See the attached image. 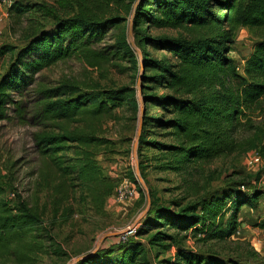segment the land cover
<instances>
[{
    "label": "trees",
    "instance_id": "trees-1",
    "mask_svg": "<svg viewBox=\"0 0 264 264\" xmlns=\"http://www.w3.org/2000/svg\"><path fill=\"white\" fill-rule=\"evenodd\" d=\"M138 1L132 21L133 34L142 54V88L151 94L142 96L146 112L138 139L139 172L148 184L150 168L174 175L186 173L189 167L198 172L201 166L245 147L235 133L242 128L246 111L264 99V0ZM67 2L70 15L60 18L54 14L48 27L26 31L21 47L0 49L1 56L10 54L9 65L0 77V120L6 118V108L14 105L12 95L32 87L36 74L57 61L76 57L91 68H99L116 60L137 69L139 63L124 33L115 38L113 45L97 47L110 30L124 22L119 17L106 16L109 0ZM39 8L15 1L8 12L19 23L29 10ZM240 27L263 32L247 61L245 72L254 77L250 83L236 73L228 56L234 33ZM147 28L183 29L191 39L155 36ZM145 48L167 52L171 61L153 59ZM160 92L168 94L157 95ZM38 97L41 103L36 120L63 133L35 138L43 184L52 185L54 178L58 183L52 187L49 206L42 210L37 202L30 204L20 196L11 207L3 198L4 185L0 178L1 262L11 257L17 264H31L38 255L66 256L53 230L57 216L67 212L63 205L74 192L69 182L82 186L91 204L102 207L116 189V182L102 175L96 161L99 148L109 145L101 137L102 124L114 118V111L125 103L132 111L138 110L135 91L127 86L83 90L76 85L61 84L39 91ZM147 107L159 110L160 115H147ZM19 110L24 114V106ZM259 142L260 152L264 154V127ZM64 144H71L76 151L68 163L56 158ZM149 149L157 154L150 158L141 154ZM242 185L231 184L184 207H165L150 195V213L134 235L126 237L124 242L103 247L75 264H152L140 239L146 238L149 248L167 251L176 244L169 230L203 235L206 241H225L243 224L244 220L238 217L241 209H256L264 194L256 188L243 191ZM47 209L52 214L50 220L45 213ZM227 213L229 218L224 224ZM256 228L264 232V218L257 221ZM151 231H154L152 235ZM159 264L248 263L202 255L177 246L173 261L162 260Z\"/></svg>",
    "mask_w": 264,
    "mask_h": 264
},
{
    "label": "rangeland",
    "instance_id": "rangeland-1",
    "mask_svg": "<svg viewBox=\"0 0 264 264\" xmlns=\"http://www.w3.org/2000/svg\"><path fill=\"white\" fill-rule=\"evenodd\" d=\"M15 1L40 8L29 10L18 23L15 18L9 16L8 12ZM138 2V0H109V7L107 6L109 12L106 16L119 17L124 19V22L118 28L110 30L103 42L97 46L102 48L113 45L115 38L124 33L139 63L137 69L128 62L116 60H111L99 68H91L76 57L57 61L36 74V83L32 87L12 95L14 105L6 108V118L0 120V178L4 185L3 198L14 207L17 196H20L30 204L37 202L39 208L43 210L45 205L49 206L52 187L56 182L58 183V180L54 178L52 185L43 184L40 177L41 156L35 138L38 135L63 133L53 126L46 128L41 121L36 120V113L41 103L38 92L61 84L76 85L83 90L116 89L127 86L135 91V98L138 101L136 112L125 103L114 111V118L103 122L101 137L108 140L109 145L100 147L96 158L102 175L114 180L116 187L123 180H128L135 186V198L117 203L113 191L102 207L98 208L91 204L82 186L69 182L74 192L63 205V209L65 208L67 212L64 216L63 214L57 216L53 230L66 256L57 258L38 255L31 264H75L81 258L91 256L103 247L113 246L119 241L124 242L126 240L124 234L130 229H138L144 217L150 213V195H154L165 207L171 205L184 207L197 203L210 193L226 189L234 183L244 184L241 187L243 191L256 188L264 193V154L260 152L262 145L259 142L264 127V99L260 105L252 106L246 111L243 126L235 133L238 141L245 146L239 152L205 164L198 172H194V168L189 167L186 173L174 175L150 168L147 171L148 184L141 178L138 139L141 134L142 116L146 112L142 96L151 94L143 91L142 88L141 76L144 73L141 64L142 54L133 34L132 21ZM70 13L67 0H0V49L3 46L21 47L24 33L30 28L32 31H37L48 27L53 23L52 15L62 18ZM150 30V28L146 29V31ZM151 31L155 36L191 39L183 29ZM262 35V31L242 27L234 33L232 51L228 56L233 62L236 73L245 82L250 83L254 79L245 71L247 61L253 55ZM145 51L149 52L153 59L171 61V55L167 52H156L150 48H145ZM9 62L10 54L0 55V77ZM163 94L168 93H157V95ZM23 106L24 114L19 110ZM147 108V115H160L159 110ZM157 141L161 142L158 138ZM72 147L71 144H64L56 158L68 163L72 154L76 152ZM141 154L150 158L157 153L149 149L143 150ZM257 205L256 209L247 207L241 209L238 217L244 220L243 224L229 239L222 242L206 241L203 235L172 230L168 233L173 235L176 244H172L167 251L149 248L146 238L140 241L148 250L147 257L152 264H159L162 260L173 261L177 246L202 255L212 254L224 259H239L248 264L256 261L264 263V232L256 228L257 221L264 218V194ZM45 213H48L47 217L50 220L52 214L48 209ZM228 218L227 213L224 224ZM153 233L154 231H151L150 235ZM0 264L17 263L15 259L7 257L6 261H0Z\"/></svg>",
    "mask_w": 264,
    "mask_h": 264
},
{
    "label": "built area",
    "instance_id": "built-area-1",
    "mask_svg": "<svg viewBox=\"0 0 264 264\" xmlns=\"http://www.w3.org/2000/svg\"><path fill=\"white\" fill-rule=\"evenodd\" d=\"M136 191L135 186L130 183L128 180H123L122 183H120L115 191H114V197L117 203H124L127 201H131L135 198ZM136 232V229H130L127 233H125V237H128V235H134Z\"/></svg>",
    "mask_w": 264,
    "mask_h": 264
},
{
    "label": "water",
    "instance_id": "water-1",
    "mask_svg": "<svg viewBox=\"0 0 264 264\" xmlns=\"http://www.w3.org/2000/svg\"><path fill=\"white\" fill-rule=\"evenodd\" d=\"M141 128V127H140Z\"/></svg>",
    "mask_w": 264,
    "mask_h": 264
}]
</instances>
